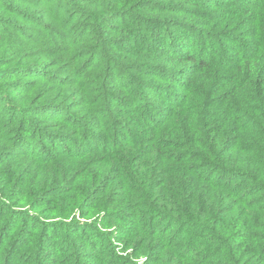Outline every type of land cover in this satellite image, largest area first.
Returning a JSON list of instances; mask_svg holds the SVG:
<instances>
[{
    "label": "trees",
    "instance_id": "trees-1",
    "mask_svg": "<svg viewBox=\"0 0 264 264\" xmlns=\"http://www.w3.org/2000/svg\"><path fill=\"white\" fill-rule=\"evenodd\" d=\"M0 264H264V0H0Z\"/></svg>",
    "mask_w": 264,
    "mask_h": 264
}]
</instances>
